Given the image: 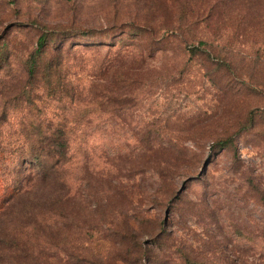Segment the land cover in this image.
Listing matches in <instances>:
<instances>
[{"label":"rangeland","instance_id":"374dc122","mask_svg":"<svg viewBox=\"0 0 264 264\" xmlns=\"http://www.w3.org/2000/svg\"><path fill=\"white\" fill-rule=\"evenodd\" d=\"M32 21L36 25L31 27ZM132 22L172 29L169 44L156 40L163 29L155 30L150 40L124 26ZM22 23L25 37L17 33ZM44 24L99 30L100 40L89 42L90 47L100 46L96 54L93 49L88 52L94 62L87 64V71L97 60H112L111 74L126 70L136 83L133 105L119 112L117 124L109 120L90 128L95 148L87 154L99 166L110 163L108 182L116 192L108 194L102 189L108 182L95 177L82 184L76 180L81 200L70 204L55 235L72 239L74 251L83 250L100 264H126L120 260L123 228L128 239L144 246L160 237L159 242L169 247L172 264H180L181 252L198 261L264 264L257 253L264 246V0H0V40L10 39L19 51L0 70V100L23 85L24 55L34 48ZM114 25L118 28L110 30ZM120 38L128 44L138 40L139 46H116ZM199 41L230 62L231 71L216 61L190 58L187 48ZM138 48L143 51L140 56ZM117 51L128 53L129 62L117 60L120 55L107 56ZM92 74L88 78L109 81ZM43 94L40 85L31 89L30 96L41 99L35 101V109L21 102L10 104L9 119L0 127L1 150L20 139V120L59 113L58 104ZM249 111H254L253 123L243 131L240 124ZM146 134L149 144L143 140ZM227 134L234 135L236 160L228 149L212 146ZM71 169L81 173L82 167L76 163ZM17 202L28 204L26 198ZM111 217V225H101ZM6 219L4 215L0 221ZM93 223L102 230H87ZM235 229L247 231L251 240ZM21 231L18 227L11 233ZM246 246L255 249L238 252ZM13 256V264L19 257L32 263L18 253ZM126 259L132 264L131 257Z\"/></svg>","mask_w":264,"mask_h":264},{"label":"trees","instance_id":"16d2710c","mask_svg":"<svg viewBox=\"0 0 264 264\" xmlns=\"http://www.w3.org/2000/svg\"><path fill=\"white\" fill-rule=\"evenodd\" d=\"M125 24L127 25L124 26L128 29L148 36L150 40L153 39L155 30L163 29L161 37L156 39L163 46H167L168 40L172 37V29L164 26L155 28L145 23ZM34 25L36 23L32 21L30 26ZM22 26L23 23L18 25L17 33L25 37L26 30L23 33L20 32L23 29ZM117 28L118 25H114L110 27V30ZM97 34H100L97 29L71 28V26L55 28V26L49 27L44 24L40 30L38 29L34 48L26 51L24 55L23 85L16 94L8 96V99L0 100V127L9 119L11 103L21 102L27 105L28 109L36 108L35 101L41 99L30 96L31 89L36 85H40L43 90L42 97L58 104L55 109L59 111L49 118H29L24 120L25 122L20 120V139L9 142L8 145L11 147L6 151L0 149V218L7 215L6 221H0V264L10 262L13 264L14 259L16 260L13 252L29 259L32 262L30 264H100V262L94 263V258L87 257L83 250L74 251L72 246L75 243L72 239H60L55 235L56 229L60 228L67 219L66 213L71 208L70 204L75 200H81L82 190L80 191V187L77 189L74 184L77 183L76 180L82 184V180L95 177L106 183L113 169L108 161L103 163L109 167L99 166L87 154L91 147L95 148L90 141V134L93 132L90 128L106 124L109 120L116 121L117 124L119 112L130 108L134 102L132 86L136 83L133 75L125 73L126 70L111 74L110 70L114 68L112 60L101 62L97 60L95 65L87 71V66L90 65L88 63L94 62V58L89 59L88 52L93 49L92 54H96L95 51L100 46L95 44L98 46L90 47V40H100L98 38L101 36ZM4 39L0 40V70L3 63L19 54L12 45L13 41L7 39L5 42ZM67 41L69 44L64 50ZM75 45L81 47L75 50L73 48ZM130 45L138 47V40L128 44L120 38V44L116 43L119 47ZM209 47L206 41H199L198 46L188 47L187 52L190 58L198 56L202 62L209 64L216 61L220 68L231 71V63L220 55L214 56L209 51ZM135 51L139 56L143 54L140 48ZM120 54L122 53L117 51L110 55L108 53L107 56L116 55L117 58ZM128 56V53L120 55L117 60L127 63ZM91 73L94 78H108V83L102 84L88 78ZM71 78H75L76 81ZM253 118L254 111H249L246 120L240 124L241 130H248L252 126ZM143 140L145 144H149L148 134L144 135ZM212 146L216 149H228L236 160L237 147L234 135L218 136ZM76 163L82 167L81 173L72 172L71 165ZM102 187L108 194L116 192L110 182ZM22 198H26L28 204L19 206L17 201ZM112 222L114 217H111L109 222L100 221L101 225L106 226L109 223L111 225ZM18 227L22 228L20 233H11L14 229L17 231ZM94 229L102 230L99 223H93L87 227V230ZM6 230L7 233L4 232ZM235 233L249 241L252 238L247 231L241 229H235ZM262 234L264 240V232ZM120 235V240L124 241L119 243L122 245L120 254L122 263L127 264L128 257L132 258V264L173 263L168 254L169 247L165 241L159 242L160 237L149 243V246H144L136 239H128L129 232L125 228ZM245 248L248 249L244 250ZM254 249V247L246 246L238 252L249 254ZM259 249L257 253L264 258V246ZM177 260L180 264H221L212 260H195L190 253L186 252H181ZM241 262L245 263V261ZM14 264L26 263L19 257ZM222 264H231V262Z\"/></svg>","mask_w":264,"mask_h":264}]
</instances>
